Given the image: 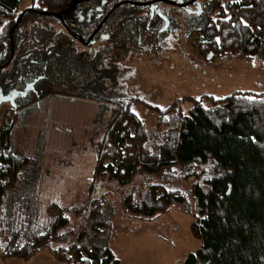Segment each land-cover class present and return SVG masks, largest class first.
Returning a JSON list of instances; mask_svg holds the SVG:
<instances>
[{
	"label": "trees",
	"instance_id": "obj_1",
	"mask_svg": "<svg viewBox=\"0 0 264 264\" xmlns=\"http://www.w3.org/2000/svg\"><path fill=\"white\" fill-rule=\"evenodd\" d=\"M22 2L0 0V54L10 55V38L16 47L42 43L51 33L44 20L58 22L55 16L70 15V0H32L21 9ZM109 18L104 29L117 31L131 23L134 38L150 39L152 50L160 49L155 29L163 23L155 22L147 9L123 5ZM98 22L94 21L92 30ZM193 33L199 35V52L208 60L236 54L264 65V0H234L228 11L221 10L216 19L208 17L189 35ZM70 43L64 49L69 50ZM84 52L77 50L76 55L82 53L86 59L89 51ZM67 59L60 65L61 76L69 81L80 73L83 79L90 78L92 68L87 61ZM50 89L41 92V99L50 98ZM185 104L190 105L186 112ZM145 106L155 115L151 130L130 106H120L97 143L87 200L73 206L55 199L44 202L38 179L28 178L36 161L9 152L18 120L15 114L14 125L3 129L0 140L3 264L16 258L28 261L42 252L59 264H121L111 247L116 211L105 201L116 192L121 210L117 218L120 215L124 220L153 222L175 205L188 206L189 229L200 245L183 264H264V93L183 97L165 108ZM178 178L189 182L188 197L156 182ZM100 184L133 187L128 192L113 188L98 198ZM59 193V189L54 191L56 197H61Z\"/></svg>",
	"mask_w": 264,
	"mask_h": 264
},
{
	"label": "rangeland",
	"instance_id": "obj_2",
	"mask_svg": "<svg viewBox=\"0 0 264 264\" xmlns=\"http://www.w3.org/2000/svg\"><path fill=\"white\" fill-rule=\"evenodd\" d=\"M31 1L23 0L21 9ZM105 1L71 0V8L76 9L81 4L85 10H93ZM165 7L163 5L162 9ZM212 18L216 19V14ZM204 22L205 18L199 15H187L183 21L173 20L159 34L160 49L155 52L150 39L142 44H130L129 41L126 44L127 40L120 39L115 49L106 48V43L100 42L94 46L89 58L95 66L94 76L85 84V95L92 98L58 95L44 101L39 108H23L19 113L21 122L16 125L13 135L15 151L36 160L29 178L38 179L44 202L55 199L73 206L87 200L86 185L95 167L97 143L103 139L120 106H130L151 130L155 115L145 104L165 108L173 100L183 97L224 98L235 92L264 93V65L256 59L229 54L211 61L201 55L199 35H189V32ZM75 48L81 51L80 47ZM7 77L8 83L12 82L9 71ZM78 83L77 86H81ZM11 87L19 86L8 84L5 90L0 88V95L11 92ZM189 107V104L184 105L185 112ZM6 108L4 105L1 110ZM145 179L151 180V177ZM156 182L166 189L189 195L190 184L182 178ZM98 187L96 196L101 198L99 196L113 188L128 192L133 185L125 189L115 184H100ZM54 189L60 190L63 199L56 197ZM119 197L116 192L105 201L116 211V217L112 219L111 247L121 264H183L186 256L199 247L200 242L189 229L192 216L188 213V206L175 205L153 222L124 220L119 219L120 215L117 218L121 212ZM147 230L156 231V242L147 235ZM46 255L47 252L40 253V257ZM38 257L28 261L16 258L10 260V264H47L44 260L38 261ZM0 264H3L1 260Z\"/></svg>",
	"mask_w": 264,
	"mask_h": 264
},
{
	"label": "flooded vegetation",
	"instance_id": "obj_3",
	"mask_svg": "<svg viewBox=\"0 0 264 264\" xmlns=\"http://www.w3.org/2000/svg\"><path fill=\"white\" fill-rule=\"evenodd\" d=\"M123 5H133L145 8L148 10L151 18L155 17V22L161 21L163 24L155 29L159 36L164 30V27L171 25L173 20L183 21V18L187 15H199L204 17L206 22L208 17L212 18L213 14H217L221 10L228 11V9L234 5V0H143L141 2L137 0H106L104 3L98 5V9L93 8V10H85L81 4H78L76 9H72L70 0V15L67 18L62 15H57L55 17L58 19V22L44 20L47 32L51 31L50 37L47 40L42 41V43L38 45L36 44V46H30L27 44L24 47H19L20 45L16 47L13 38H10L12 42L10 55H7V53L0 54V88L4 87L3 90H5L8 84L19 86L15 89L11 87V92H8L7 94L1 93L0 95V97H13V101L0 104V140L3 129H6L8 125H14L15 114H18V120L13 126L14 131L16 125L21 122L19 119V113L23 108H39L44 101L49 99H41L43 96L41 92H43L48 86H51L49 92L56 93H50L47 96L50 97V99L58 95L76 98H92L85 95V84L94 76L95 66L90 63L91 59H89L93 54L94 46L103 42L106 43V48L107 45H112V48L109 49H115L120 44V39L127 40L125 41L126 44H128V41L130 44L143 43V41L137 40L133 37L134 32L130 33V29L133 27L131 23L128 25L126 24L122 29H117V31H108L107 29H104L108 26L107 24H109V17L117 8ZM163 5L166 6L164 9H162ZM95 20L96 22L99 20V22L92 30ZM196 29H199V27L192 30ZM90 30H92L91 33H89ZM113 37V42L107 41V39ZM89 39H91V41L87 45ZM67 42H71L69 50L64 49ZM75 46L80 47L81 52L84 54L86 53L84 52L86 49L89 51L86 59L84 57L85 55L82 53L76 55L77 50ZM38 50L40 53H38ZM67 57L76 58L77 61H87L86 64L91 65L92 68L91 71H89L90 78L87 80L83 79L80 72V74L73 75L72 81L61 76L62 71L60 65L64 60H68ZM56 66H58L57 69L55 68ZM52 69L54 71H52ZM8 71L9 76L13 79L12 82L9 83L7 77ZM51 75H54L55 77L51 78ZM78 82H80L81 86H77V84H79ZM69 93L72 95L67 96ZM4 105H7V108L5 111H2L1 108ZM7 122L8 124H6ZM16 145L19 147L18 144ZM15 149H17V147L13 142L9 148V152L13 151L16 154H19ZM21 156L32 158V156L29 155L21 154ZM32 159L35 160L34 158ZM31 170L32 167L28 170V173H30Z\"/></svg>",
	"mask_w": 264,
	"mask_h": 264
},
{
	"label": "crops",
	"instance_id": "obj_4",
	"mask_svg": "<svg viewBox=\"0 0 264 264\" xmlns=\"http://www.w3.org/2000/svg\"><path fill=\"white\" fill-rule=\"evenodd\" d=\"M147 231H149V232H147ZM147 231H143V232H147V235H150L152 237V239L155 240V242H156L157 241V238H158V235H157L156 231L155 230H147ZM135 234H137V233L135 232ZM10 260H13V259L6 260L4 262V264H10ZM40 260H44L47 264H58L49 255H46L45 257H40V254H39L38 261H40ZM119 260L121 262V259L120 258H119ZM163 263H165V262H163Z\"/></svg>",
	"mask_w": 264,
	"mask_h": 264
},
{
	"label": "water",
	"instance_id": "obj_5",
	"mask_svg": "<svg viewBox=\"0 0 264 264\" xmlns=\"http://www.w3.org/2000/svg\"><path fill=\"white\" fill-rule=\"evenodd\" d=\"M91 39L87 42V45L90 43ZM13 101V97H0V104L3 102Z\"/></svg>",
	"mask_w": 264,
	"mask_h": 264
}]
</instances>
